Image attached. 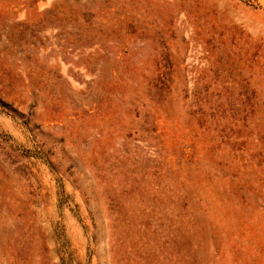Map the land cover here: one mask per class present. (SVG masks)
<instances>
[{"label": "rangeland", "instance_id": "1", "mask_svg": "<svg viewBox=\"0 0 264 264\" xmlns=\"http://www.w3.org/2000/svg\"><path fill=\"white\" fill-rule=\"evenodd\" d=\"M0 264H264V0H0Z\"/></svg>", "mask_w": 264, "mask_h": 264}]
</instances>
